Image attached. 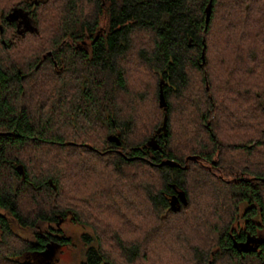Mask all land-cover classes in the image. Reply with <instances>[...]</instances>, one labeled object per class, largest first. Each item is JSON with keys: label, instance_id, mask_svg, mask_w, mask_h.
I'll list each match as a JSON object with an SVG mask.
<instances>
[{"label": "trees", "instance_id": "trees-1", "mask_svg": "<svg viewBox=\"0 0 264 264\" xmlns=\"http://www.w3.org/2000/svg\"><path fill=\"white\" fill-rule=\"evenodd\" d=\"M0 24V264L69 244V215L93 229L84 264H264V0H0Z\"/></svg>", "mask_w": 264, "mask_h": 264}, {"label": "rangeland", "instance_id": "rangeland-1", "mask_svg": "<svg viewBox=\"0 0 264 264\" xmlns=\"http://www.w3.org/2000/svg\"><path fill=\"white\" fill-rule=\"evenodd\" d=\"M133 76H137L138 78H139V76H141L142 78L136 79ZM143 78H149V75L147 73V69L145 67L143 69H141L139 71V73H136L135 75L131 74L128 77V80H130V84H135L132 86L134 88L133 91L138 92L140 90H143V85H142L143 84L142 83ZM152 96H153L152 92H149L147 97L152 99ZM147 102H149V99ZM92 187L93 186L89 187L87 191H83L80 194V198L77 200V202L80 203V206H82V205L85 206L86 200L89 199V197L93 194V193L89 192ZM103 190H105V189H103ZM108 200H109L108 198L103 197V202H106L103 204H105L106 208L101 210V211L94 210L95 213L97 215L103 216L102 219H105L108 224L110 222L109 226H111L112 230H114V231L120 230V229L124 230L125 224L127 223V221L120 219L118 216L115 217L114 215L111 218L106 217V215H111V213H116L115 211L111 210V209L115 210L114 209L115 207L110 204L113 202H110ZM131 202H133V201L130 200L127 203L130 204ZM134 217H136V215ZM58 226H59V229L61 230V232L63 233V235L65 237L70 238L69 244H67V245L62 244L61 247H63V246L64 247L61 248L58 246V243L57 244L55 243V246L51 252L47 251V253H44V255L36 256V258H37L36 262L38 264H45L46 262H53L54 264H84V251H85L86 245L83 241V233H85V232L92 233L93 229L89 226L83 225L80 222H77V221L75 222L72 219L71 215H69L68 218L62 220L58 224ZM39 227L42 230V232L51 231V229H50L51 226H49L45 222H40ZM126 228H125V230L127 231V239H131V238L137 237L139 235H140L139 237L142 236V234L137 235V234L132 233V227L126 226ZM19 233L23 237L28 238L30 236L29 231H23V230L21 231L19 229ZM263 234H264V231H263ZM52 245H54V244L52 243ZM104 247L109 252H112L115 254L116 249L114 248L115 246H114L113 241L109 240V241L105 242ZM24 258H26V257H24ZM139 264H157V263H155L150 257L148 259L145 258V260L142 259L141 262H139Z\"/></svg>", "mask_w": 264, "mask_h": 264}, {"label": "water", "instance_id": "water-1", "mask_svg": "<svg viewBox=\"0 0 264 264\" xmlns=\"http://www.w3.org/2000/svg\"><path fill=\"white\" fill-rule=\"evenodd\" d=\"M22 13V9L21 8H13L7 15H6V19L8 21H14L17 19V17L19 15H21ZM209 17H210V6H208L207 8V14H206V22L209 21ZM17 28H18V32L24 34L26 31H34L35 30V26L34 25H30V26H24L22 29H19V24L17 25ZM0 30L1 32L3 31V25L0 24ZM49 54H51V52H49ZM205 62V56H204V48L202 50V63ZM57 63L55 62V65ZM159 97H160V106L164 108V110L166 111L167 109V105H166V102H165V99H164V96H163V92H162V88H160V93H159ZM159 129H162L163 132H164V135L167 134V114L165 113L164 115V119H163V123L162 125L159 127ZM108 140L110 141H113L115 142L117 145H120L121 141H120V138L117 134H109L107 136ZM148 144H150V141H148ZM196 158V156H189L187 158L188 159H194ZM162 164H168V165H171V166H174V165H180L179 163L171 160V159H164L161 161ZM16 169L17 171L21 174V176L23 178H25V169H24V165L23 164H18L16 166ZM49 182L52 184V181L49 180ZM187 204V197H186V194L184 191H179L178 193L176 194H173L172 197H171V201H170V209L173 210V211H177L180 209L181 207V204ZM259 238V237H257ZM257 238H255L254 236H249L247 237V239L243 242H240V243H237L236 241H234V246L236 248H238L240 251H248L250 249H254L252 248V243L255 242L257 240ZM49 250L48 252H51L50 249L51 248H54V245H49ZM47 253V252H46Z\"/></svg>", "mask_w": 264, "mask_h": 264}, {"label": "flooded vegetation", "instance_id": "flooded-vegetation-1", "mask_svg": "<svg viewBox=\"0 0 264 264\" xmlns=\"http://www.w3.org/2000/svg\"><path fill=\"white\" fill-rule=\"evenodd\" d=\"M35 2L37 3V0H35ZM14 22L16 23V25H18L19 24V29L21 28H23L24 26H30V25H34V23H35V20L33 19V17L30 15V13H29V10H22V13H21V15H19L18 17H17V19L16 20H14ZM83 43L84 44H87V42L86 41H83ZM176 194V193H175ZM262 233V232H261ZM261 237H262V239H264V236H262L261 235ZM50 245H52V244H50ZM62 245V244H61ZM61 245L59 244L58 246L59 247H61ZM49 246V244L47 245V247ZM55 246V245H54ZM66 246V245H65ZM64 247V246H63ZM63 247H61V248H63ZM49 250V248H47L46 250H45V252H47ZM53 250V248H51L50 249V251H52Z\"/></svg>", "mask_w": 264, "mask_h": 264}]
</instances>
